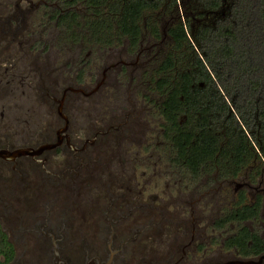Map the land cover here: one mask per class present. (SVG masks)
I'll list each match as a JSON object with an SVG mask.
<instances>
[{
  "label": "flooded vegetation",
  "instance_id": "af4514ba",
  "mask_svg": "<svg viewBox=\"0 0 264 264\" xmlns=\"http://www.w3.org/2000/svg\"><path fill=\"white\" fill-rule=\"evenodd\" d=\"M111 1L0 0V263L264 264L262 142L189 133L168 24Z\"/></svg>",
  "mask_w": 264,
  "mask_h": 264
},
{
  "label": "trees",
  "instance_id": "16d2710c",
  "mask_svg": "<svg viewBox=\"0 0 264 264\" xmlns=\"http://www.w3.org/2000/svg\"><path fill=\"white\" fill-rule=\"evenodd\" d=\"M132 1L135 17L130 15L122 23L126 27L135 23L136 42L138 24L144 22L145 15L154 38H161L160 24H168L167 33L175 44L161 70L179 74L161 72L151 79L160 87L177 79L172 94L175 101L181 95L189 104L193 126L189 133H198L200 142L212 146L210 152L218 153L226 138H231L234 145L241 142L247 161L253 155L251 139L258 146L262 142L264 160V0H181L185 23L178 0ZM104 5L113 6L111 0H104ZM105 22L109 27L112 24L110 19ZM192 84L197 86L196 92ZM201 84L204 88L199 87ZM194 102L198 106L193 109ZM250 214L246 218L255 213L251 210ZM3 244L5 236L0 231Z\"/></svg>",
  "mask_w": 264,
  "mask_h": 264
},
{
  "label": "rangeland",
  "instance_id": "374dc122",
  "mask_svg": "<svg viewBox=\"0 0 264 264\" xmlns=\"http://www.w3.org/2000/svg\"><path fill=\"white\" fill-rule=\"evenodd\" d=\"M227 200H224L222 199L221 202H225ZM223 205H220V208L222 209V211L225 209V206H227L228 202L227 203H222ZM230 205V204H229ZM229 205L227 206V208L229 207ZM217 210V209H216ZM263 220H264V211H263Z\"/></svg>",
  "mask_w": 264,
  "mask_h": 264
}]
</instances>
